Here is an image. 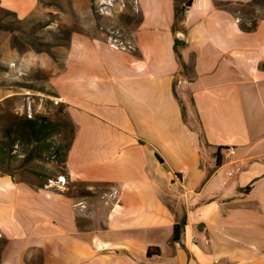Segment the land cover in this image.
I'll return each mask as SVG.
<instances>
[{
    "label": "crops",
    "instance_id": "0c3cea01",
    "mask_svg": "<svg viewBox=\"0 0 264 264\" xmlns=\"http://www.w3.org/2000/svg\"><path fill=\"white\" fill-rule=\"evenodd\" d=\"M176 1L188 0H134L142 18L128 48L86 31L22 52L17 33L0 40V82L27 76L25 90L64 106L70 181L110 191L100 220L65 188L0 173V264H264V16L235 9L253 0H193L174 30ZM0 6L18 20L56 13L38 0ZM16 94L0 86V101ZM26 108L45 114L34 98Z\"/></svg>",
    "mask_w": 264,
    "mask_h": 264
},
{
    "label": "rangeland",
    "instance_id": "374dc122",
    "mask_svg": "<svg viewBox=\"0 0 264 264\" xmlns=\"http://www.w3.org/2000/svg\"><path fill=\"white\" fill-rule=\"evenodd\" d=\"M46 1L50 3L57 1L59 2L57 6L48 5V7L54 9L56 13H49L44 17L43 20L40 21H37L36 19L28 20V23L24 27L26 33L18 32L16 36H11V45L16 47L19 51L22 52L24 50H28L29 48H33L34 45H38L39 47L43 45L44 48H47L56 46L58 43L63 44L64 42L68 41L73 32L84 31L88 32V34L92 36L101 38L105 42L112 43L117 46H126L132 44V37L139 21V12L136 9L133 0ZM74 6H76L77 9H74ZM235 9H238V12L240 13H249L251 11L250 8L242 6L236 7ZM254 9L258 16H264V0H261L260 6ZM41 24L43 26H41ZM46 24H49L47 25V28H45ZM3 33H5V38H1V41L7 40L6 35L9 32ZM6 70V68L1 67V74L4 75ZM26 77L27 76H21L19 82H12L10 85L4 81L0 82V86L4 90L10 87L12 90L17 92L16 95L0 101V128L3 124V115L27 114L26 107L32 98L35 99V103L37 102L43 105L45 114L49 115L51 118L55 120H58L59 118L61 120L66 118V116L64 117V106L49 91L43 90L42 92H34L25 90L19 86L24 85L26 82ZM35 83H32V85L37 88ZM32 93L34 96H32ZM64 136L66 135H63V137ZM62 139L63 138H57V140ZM36 163L42 165L47 170L46 172L50 173L48 175L51 176L55 181L49 183L53 185L54 188H58V186H60L61 188L67 189L68 193L69 189L67 186L69 187L72 183L67 182L63 176L58 174V170L60 168L57 164H55L53 161H37ZM175 166L176 170H178L177 172L180 171L179 173H181V168L183 165L177 164ZM13 175H16L17 178L25 179L24 175L32 174H29L24 170H17ZM59 177L63 178V183L58 182ZM93 191L94 194L91 197L79 199L88 203L86 212H89L90 215H96L98 219L102 220L106 214V209L104 212L103 199H107V197L104 194H108L110 191L109 188L104 186H96ZM88 216H81L79 218L78 224L80 228H88L91 226L90 218H88Z\"/></svg>",
    "mask_w": 264,
    "mask_h": 264
},
{
    "label": "trees",
    "instance_id": "16d2710c",
    "mask_svg": "<svg viewBox=\"0 0 264 264\" xmlns=\"http://www.w3.org/2000/svg\"><path fill=\"white\" fill-rule=\"evenodd\" d=\"M44 6H57L59 2L50 3L46 0H38ZM134 1V0H133ZM261 0H253L246 5H240L242 7L250 8L249 13H240L245 20L254 21L258 14L256 13V7H259ZM224 6V5H222ZM185 6H179L176 1L173 27L177 29L181 21L183 20ZM242 17V18H243ZM141 14L139 12V22L141 21ZM28 20H18L15 18V14L0 6V33H26L25 25ZM44 25V23H43ZM41 24V26H43ZM49 24H46V26ZM244 30L246 27L242 26ZM252 29V28H251ZM67 42L58 43V45L67 46ZM13 43V41H12ZM185 45L182 37H175L174 39V51L179 60V48ZM43 46V45H42ZM130 45H126L128 48ZM182 68H185L184 64H181ZM1 68V67H0ZM23 88H31L27 85H20ZM174 95L175 91H174ZM181 105L182 116L184 115V108ZM64 119L55 120L47 114H32L28 117L26 114H6L3 115V124L0 128V173L8 174L13 177V174L17 170H24L25 172L35 176L39 182L38 186L43 188L49 183V181H55L49 176L46 169L36 163L37 161H53L59 166L58 174L63 176L67 182L72 184L67 188L69 189L68 195L73 198H85L91 197L94 194L93 189H89L83 183L72 182L69 179L66 171V157L68 150L71 146L73 138L74 128L71 121L68 119L64 112ZM66 130V132H65ZM66 133V134H64ZM63 135H66L63 137ZM57 138H63L57 140ZM78 183V184H76ZM83 185V186H82ZM248 188L245 189L247 191ZM186 224L185 218H182L177 224L173 226L172 236L170 238L171 243L180 241L182 231ZM6 244V240L0 237V253ZM150 256V252H147V257Z\"/></svg>",
    "mask_w": 264,
    "mask_h": 264
},
{
    "label": "built area",
    "instance_id": "2783aa9c",
    "mask_svg": "<svg viewBox=\"0 0 264 264\" xmlns=\"http://www.w3.org/2000/svg\"><path fill=\"white\" fill-rule=\"evenodd\" d=\"M121 47H125V46H121ZM28 117H31V112L29 111V110H27V114H26ZM223 153H224V157H225V159H227V160H230L233 156H234V154H235V149L233 148V147H228V148H226L224 151H222ZM235 172L236 171H234V170H229L228 171V173H227V175H228V177H233L234 175H235ZM185 171H182L181 173H180V175H182L183 177L185 176ZM178 175L179 174H175V176L176 177H178ZM50 182H52V181H50ZM58 182L60 183H63L64 182V180H63V178L62 177H59L58 178Z\"/></svg>",
    "mask_w": 264,
    "mask_h": 264
},
{
    "label": "water",
    "instance_id": "95a60500",
    "mask_svg": "<svg viewBox=\"0 0 264 264\" xmlns=\"http://www.w3.org/2000/svg\"><path fill=\"white\" fill-rule=\"evenodd\" d=\"M192 3H193V0H188V1H186V2L184 3V6H185V7H189V6H191Z\"/></svg>",
    "mask_w": 264,
    "mask_h": 264
}]
</instances>
